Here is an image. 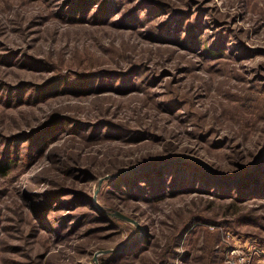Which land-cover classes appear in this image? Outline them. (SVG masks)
I'll return each mask as SVG.
<instances>
[{
  "label": "rangeland",
  "instance_id": "obj_1",
  "mask_svg": "<svg viewBox=\"0 0 264 264\" xmlns=\"http://www.w3.org/2000/svg\"><path fill=\"white\" fill-rule=\"evenodd\" d=\"M0 163V264H264V0H0Z\"/></svg>",
  "mask_w": 264,
  "mask_h": 264
},
{
  "label": "trees",
  "instance_id": "obj_2",
  "mask_svg": "<svg viewBox=\"0 0 264 264\" xmlns=\"http://www.w3.org/2000/svg\"><path fill=\"white\" fill-rule=\"evenodd\" d=\"M8 168H9L8 164H6V163H0V173H6ZM160 170H161L160 171L161 172L160 174H159V172H156V173L153 174V176L156 177L157 175H159V178L162 179V178H164L167 175L166 174V171H170V170H165L164 171V169H160Z\"/></svg>",
  "mask_w": 264,
  "mask_h": 264
}]
</instances>
